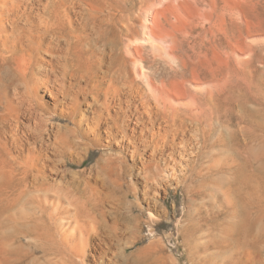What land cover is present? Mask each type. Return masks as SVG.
Returning a JSON list of instances; mask_svg holds the SVG:
<instances>
[{
	"label": "rangeland",
	"instance_id": "374dc122",
	"mask_svg": "<svg viewBox=\"0 0 264 264\" xmlns=\"http://www.w3.org/2000/svg\"><path fill=\"white\" fill-rule=\"evenodd\" d=\"M134 3L132 34H120L118 63L151 96L180 109L187 119L178 125L179 164L171 174L160 161L166 175L155 185L160 194L146 195L145 170L160 175L153 149L131 159L116 146L93 145L90 153L86 150L60 165L63 170L56 178L76 187L86 175L91 186L102 189L100 178L117 174L108 159L119 157L124 163L121 195L128 206L118 210L142 215L141 241L131 251L139 249L138 256L141 252L167 264H264V0ZM131 54L134 60L126 62ZM98 159L105 167L100 178ZM4 187L0 183V210H6L0 216V244L5 247L1 260L11 250L10 264H44L47 258L38 240L45 244V237L37 240L43 232L41 212L29 203L35 193L22 200L14 195L8 207L1 197ZM149 220L163 222L155 226L154 235Z\"/></svg>",
	"mask_w": 264,
	"mask_h": 264
},
{
	"label": "bare ground",
	"instance_id": "6f19581e",
	"mask_svg": "<svg viewBox=\"0 0 264 264\" xmlns=\"http://www.w3.org/2000/svg\"><path fill=\"white\" fill-rule=\"evenodd\" d=\"M135 1L0 0V183H6L1 197L10 207L14 195L22 200L35 193L29 203L41 212L37 240L45 237V244L38 240L44 264H167L131 251L141 241L142 215L118 210L128 206L121 195V158L108 159L115 177L100 178L105 167L97 160L102 189L91 186L86 175L76 187L56 178L60 165L90 153L93 145L116 146L131 159L153 149L160 175L145 170L146 195L160 194L154 190L165 175L160 161L171 174L179 164L178 125L187 119L118 63L120 34H132ZM128 60H134L132 54ZM161 223L149 220L151 235ZM241 231L243 244L246 226ZM4 248L0 244V264H10L13 251L2 261Z\"/></svg>",
	"mask_w": 264,
	"mask_h": 264
}]
</instances>
